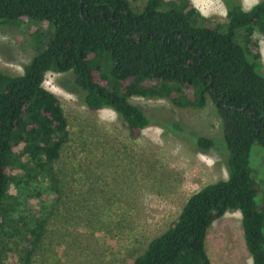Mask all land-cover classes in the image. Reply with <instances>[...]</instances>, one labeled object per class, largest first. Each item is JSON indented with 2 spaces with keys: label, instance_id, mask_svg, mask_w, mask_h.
<instances>
[{
  "label": "trees",
  "instance_id": "1",
  "mask_svg": "<svg viewBox=\"0 0 264 264\" xmlns=\"http://www.w3.org/2000/svg\"><path fill=\"white\" fill-rule=\"evenodd\" d=\"M222 1L224 23L206 19L190 0H146L135 10L129 0H0V25L26 19L54 28L22 74L0 71V264H30L32 248L21 263L11 246L29 223L10 213V201L41 194L34 184L53 177L69 136L60 101L44 87L48 72L72 73L73 87L61 86L90 109H112L132 139L153 120L131 97L181 108L211 99L228 178L193 193L133 264H212L208 231L230 211L241 213L253 264H264V187L251 169L253 145L264 149V69L253 39L264 40V0L248 10L241 0ZM193 142L203 153L216 147L207 137Z\"/></svg>",
  "mask_w": 264,
  "mask_h": 264
},
{
  "label": "rangeland",
  "instance_id": "2",
  "mask_svg": "<svg viewBox=\"0 0 264 264\" xmlns=\"http://www.w3.org/2000/svg\"><path fill=\"white\" fill-rule=\"evenodd\" d=\"M129 1L135 10L146 0ZM190 1L206 19L226 21L222 0ZM260 1L241 3L248 10ZM18 22L0 25V71L11 75L22 74L39 44L54 35L48 23ZM253 39L264 69V40L257 33ZM73 79L72 73L45 77V89L60 101L69 136L53 163V177L34 184L41 194L32 201L21 196L10 201V213L28 216L29 223L27 236L11 246L19 250L15 256L21 263L32 248L30 264H133L193 193L228 178L220 116L209 98L202 108H181L166 98L134 96L130 102L153 124L132 139L112 109H90L61 86L73 87L68 81ZM199 136L214 139L216 147L199 151L193 142ZM251 169L264 187V149L257 144ZM206 249L212 264H253L240 212L230 211L211 226Z\"/></svg>",
  "mask_w": 264,
  "mask_h": 264
},
{
  "label": "crops",
  "instance_id": "3",
  "mask_svg": "<svg viewBox=\"0 0 264 264\" xmlns=\"http://www.w3.org/2000/svg\"><path fill=\"white\" fill-rule=\"evenodd\" d=\"M191 4H192V2H191ZM193 5V4H192ZM196 9H197V7H196V5H193ZM198 10V9H197ZM199 11V10H198ZM200 12V11H199ZM208 237V236H207Z\"/></svg>",
  "mask_w": 264,
  "mask_h": 264
}]
</instances>
